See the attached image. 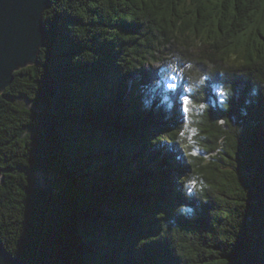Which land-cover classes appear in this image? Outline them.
Returning <instances> with one entry per match:
<instances>
[{"label": "trees", "instance_id": "16d2710c", "mask_svg": "<svg viewBox=\"0 0 264 264\" xmlns=\"http://www.w3.org/2000/svg\"><path fill=\"white\" fill-rule=\"evenodd\" d=\"M50 3L38 64L0 95L7 251L264 264V0ZM190 117L218 161L191 153Z\"/></svg>", "mask_w": 264, "mask_h": 264}, {"label": "water", "instance_id": "95a60500", "mask_svg": "<svg viewBox=\"0 0 264 264\" xmlns=\"http://www.w3.org/2000/svg\"><path fill=\"white\" fill-rule=\"evenodd\" d=\"M50 6V0H0V95L16 72L38 64L48 38L43 16ZM0 264L28 263L13 257L0 238Z\"/></svg>", "mask_w": 264, "mask_h": 264}, {"label": "rangeland", "instance_id": "374dc122", "mask_svg": "<svg viewBox=\"0 0 264 264\" xmlns=\"http://www.w3.org/2000/svg\"><path fill=\"white\" fill-rule=\"evenodd\" d=\"M22 105H24L26 108L29 109H36L33 103L27 102V101H21ZM193 112V110H191ZM197 112L199 110L197 109ZM194 113V112H193ZM193 118L190 117V122L188 124L189 126V144L191 145V153L196 156L197 158L201 159L202 165L206 166L209 163L213 161H218L217 156H220V154L224 151V148H222V145L219 147L218 150L215 151V153H208V147L209 143L205 141V135L201 134L200 130H198L197 126H195L193 123ZM38 181L40 184L45 183V179H43L41 176H39ZM200 182L204 185V181L200 180Z\"/></svg>", "mask_w": 264, "mask_h": 264}, {"label": "snow or ice", "instance_id": "6c2138e0", "mask_svg": "<svg viewBox=\"0 0 264 264\" xmlns=\"http://www.w3.org/2000/svg\"><path fill=\"white\" fill-rule=\"evenodd\" d=\"M174 87V85H173ZM189 103V101L187 100V98H185V104L187 105ZM185 111H187V107L185 108Z\"/></svg>", "mask_w": 264, "mask_h": 264}]
</instances>
